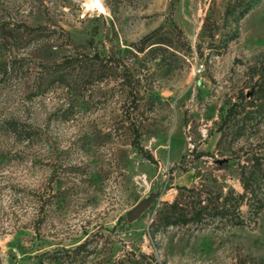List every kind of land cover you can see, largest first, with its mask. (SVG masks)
Masks as SVG:
<instances>
[{
    "label": "rangeland",
    "instance_id": "obj_1",
    "mask_svg": "<svg viewBox=\"0 0 264 264\" xmlns=\"http://www.w3.org/2000/svg\"><path fill=\"white\" fill-rule=\"evenodd\" d=\"M101 3L0 0V264H264V0Z\"/></svg>",
    "mask_w": 264,
    "mask_h": 264
},
{
    "label": "trees",
    "instance_id": "obj_2",
    "mask_svg": "<svg viewBox=\"0 0 264 264\" xmlns=\"http://www.w3.org/2000/svg\"><path fill=\"white\" fill-rule=\"evenodd\" d=\"M237 107L233 108V110H232L233 114L230 113V112L227 114V118H228V115H236L237 112L242 111L241 109L239 110ZM229 122L230 121L227 120L226 116H225V118L222 120L220 128L222 130L229 129L230 128ZM244 128H245L244 124H241L240 126H237V128L234 130L235 135L236 134H240L241 135V133L244 131ZM257 160H258L257 157L252 155L251 157H247L246 158V164L239 166V168H240L239 175H240V177L242 179V185H243V188H244L243 190H245V194H242V195H240L238 197L239 201H243L245 199L246 194L249 195V199L252 200L253 203H256V202L259 201V199H256V196L254 195V193H255L256 187L260 188L261 185H264V176L257 177L255 175V172L258 173L257 167H259V163L257 162ZM190 192H192L196 198L202 199L201 197L205 196L207 194V192H210V191L208 189V186L200 185L199 189L195 188V189L190 190ZM217 195L218 194H216L215 196H217ZM200 201H198L196 203L200 204ZM224 201L226 202V200H224ZM176 205L177 204H175V206L171 207V209L175 210L176 209ZM261 205H262V203L257 205L256 209L260 208ZM203 209L205 210V208H203ZM200 214H202V213H200L199 211L194 212L191 215V219H192V217L195 218V217L201 216ZM206 214H208V213H206ZM179 217H180L179 220L181 222H184V223L188 222V220H189L188 217L186 215H183V214L181 216H179ZM169 218H171V217H169Z\"/></svg>",
    "mask_w": 264,
    "mask_h": 264
},
{
    "label": "bare ground",
    "instance_id": "obj_3",
    "mask_svg": "<svg viewBox=\"0 0 264 264\" xmlns=\"http://www.w3.org/2000/svg\"><path fill=\"white\" fill-rule=\"evenodd\" d=\"M85 6L92 10L96 9L97 11H105L102 6L101 0H85Z\"/></svg>",
    "mask_w": 264,
    "mask_h": 264
},
{
    "label": "water",
    "instance_id": "obj_4",
    "mask_svg": "<svg viewBox=\"0 0 264 264\" xmlns=\"http://www.w3.org/2000/svg\"><path fill=\"white\" fill-rule=\"evenodd\" d=\"M141 209H142V205L139 204L135 207V209H133V211H131V213H128L126 215L127 222L131 223L134 220H136L139 217V213Z\"/></svg>",
    "mask_w": 264,
    "mask_h": 264
}]
</instances>
